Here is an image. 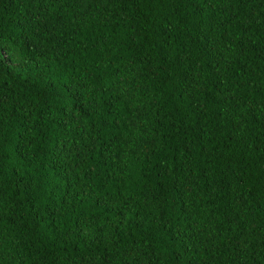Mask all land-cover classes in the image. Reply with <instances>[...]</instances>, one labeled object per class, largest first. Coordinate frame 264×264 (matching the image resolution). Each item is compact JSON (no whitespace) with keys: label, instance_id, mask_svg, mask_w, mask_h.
I'll use <instances>...</instances> for the list:
<instances>
[{"label":"trees","instance_id":"1","mask_svg":"<svg viewBox=\"0 0 264 264\" xmlns=\"http://www.w3.org/2000/svg\"><path fill=\"white\" fill-rule=\"evenodd\" d=\"M0 264H264V0H0Z\"/></svg>","mask_w":264,"mask_h":264}]
</instances>
